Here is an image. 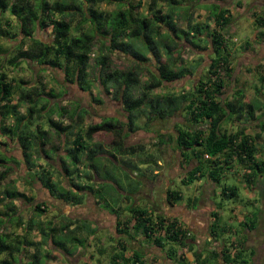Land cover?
I'll list each match as a JSON object with an SVG mask.
<instances>
[{
  "label": "trees",
  "instance_id": "1",
  "mask_svg": "<svg viewBox=\"0 0 264 264\" xmlns=\"http://www.w3.org/2000/svg\"><path fill=\"white\" fill-rule=\"evenodd\" d=\"M28 1L0 0V19L8 11L15 18L19 33L30 44L24 50L17 46L8 64L17 66L22 62H30L59 71L65 83L74 84L80 91L90 88L87 75L88 67L92 65L96 68V88L99 92L111 94L120 103L123 112V120L106 116L98 123L82 129L80 124L83 114L87 112L85 109L75 106L69 111L56 102L51 105L50 99L55 97L54 90L45 88L41 83L38 87L22 84L14 87V81L8 80L7 75L0 71V135L18 145L27 173L30 172L29 165H32L29 161L31 154L43 161V165L38 166L39 170L32 171L28 178L34 177L51 198L73 206L80 205L86 194L101 195L100 189L104 183L93 188L91 182L98 177V160L118 163V157H125V160L120 159V163L129 168L134 167L131 157L135 156L142 162L139 155L143 153L144 147L142 144L125 145V137L138 129L148 130L154 121L165 122L173 114L183 112L181 118L185 123L181 128L177 129L178 125L175 127L172 137L165 135L164 131L154 134L155 147L171 141L173 150L179 154L180 163L185 166L190 162V165L193 164L180 183L189 185L203 179L215 189L218 188L220 198L234 199L237 188L223 184L225 175L233 173L234 177H240L246 188H256L264 199V137L262 139L261 135L264 133V122L255 114L260 110V103L246 101L239 89L233 90L229 97L223 93L231 78L227 73L232 72L231 58L225 46V41L229 39L225 28L230 23L227 8L210 2L209 14L203 22H197L191 16L190 5H185L182 0H148L145 6L141 0L134 4L132 0H70L67 6L56 1L48 3V0H35L34 5H30ZM206 1L209 0H196ZM102 2L115 4V10L108 14L96 11L94 6ZM259 11L252 20L253 26L258 28V34L254 37H264V3ZM76 15L81 22L89 25V32L77 26L79 34L70 33V23ZM181 15L185 20L184 28L175 23ZM209 23L213 25L212 28ZM45 25L51 29L48 43L34 39L31 35L34 27ZM97 43L96 55L90 64V55ZM207 46L209 54L214 56H207L208 64L190 88L177 93L154 92L163 83H173L192 75L195 66H184L185 60L180 54L182 48L206 50ZM113 53L129 58L132 66L124 70L113 67ZM151 61L154 62L153 70L147 67V64L152 65ZM142 73L147 74V79L140 84ZM258 73L259 87L253 88L256 95L264 88V73ZM136 88L139 91L134 95L133 90ZM24 106V112H20L19 109ZM55 113L59 119H53ZM64 117L66 124L62 123ZM140 117L143 118L141 128L136 125ZM9 120L10 123L6 124ZM46 127L58 138L57 146L49 142ZM251 128L253 132L248 131ZM98 132L109 134L111 140L104 145L93 142L92 135ZM259 139L263 140L260 146ZM2 145L6 144L3 142ZM59 148L61 153L58 154ZM5 159L0 153V167H3L0 171V207L4 208L0 218L16 220L18 223L15 202L31 204L34 215H40L44 212L43 202H35L33 197L17 191L13 183L10 187H2L8 174V169L3 166ZM56 160L57 167L53 165ZM49 169L57 171L66 180L67 189L51 179ZM100 179L105 181L102 177ZM137 184L130 190L131 194L136 191ZM180 198L181 194L177 190H167V203ZM246 203L250 210L243 214L238 226L249 232L255 228L260 208L253 200H247ZM118 209L112 211L117 213ZM121 211H125L128 218L122 221V229L117 232H140L154 246L160 249L166 246L168 258H175L178 264H207L218 256L223 264L247 263L240 250L243 240H232L226 244L219 240L226 228L220 226L217 210L211 213L208 236L209 243H218L220 250H210L203 258L188 243L192 238L190 231L176 220L159 215L152 218L145 209L133 205ZM76 222L64 218L62 224L52 226L48 222L49 226L43 229L41 222L30 218L25 234L35 227L39 240L30 241L24 235L10 239L8 234H0V255L4 254L11 261H16L15 255L30 247L33 253L28 264H40L39 248L50 245L69 256L71 250L68 245L71 248L81 246L85 241L77 237L75 232L81 231L86 235L93 232L89 224ZM176 248H186L191 253V260L188 261L182 252L177 255ZM124 251L119 252L116 264H144L136 252L125 257ZM114 258L111 259L112 263L115 262ZM0 264L11 263L3 259Z\"/></svg>",
  "mask_w": 264,
  "mask_h": 264
},
{
  "label": "rangeland",
  "instance_id": "2",
  "mask_svg": "<svg viewBox=\"0 0 264 264\" xmlns=\"http://www.w3.org/2000/svg\"><path fill=\"white\" fill-rule=\"evenodd\" d=\"M54 1L60 4L65 3V6L69 5L70 2V0H48V3H52ZM136 1L137 0H132L133 4ZM182 1L185 5H190L191 16L197 22H203L204 18L209 14L208 5L210 2L219 4L220 7H225L230 12V23L225 28L229 39L228 41H225V46L228 50L230 56L229 58H231L230 65L232 72L230 74L227 73L231 78L228 81V84L224 87L223 93L225 97H229L233 90L239 89L244 93L246 101H258L260 103V110L255 114L260 118V120L264 122V88L260 89V93L258 95L254 94L253 92L254 87H259V83L257 81L259 74L258 72L264 73V37H254L255 34H258V28L253 26L252 21L255 17L254 14L260 13L259 9L263 5L264 0H209L206 2H196V0ZM141 2L145 6L148 3V0H141ZM28 3L30 5H34L35 0H29ZM237 3L240 4L237 5ZM83 6H85V4ZM115 8V4L104 2L98 3L94 6L96 11L105 12L107 14L114 11ZM142 9L145 8L143 7ZM0 20V71H3L7 75L8 80L12 79L14 81V87L20 86V84L26 87L36 85L38 87L39 83H41L45 86V88H51L54 90L55 94V97L50 99L51 105L56 102L59 106H64V108L69 111L75 106L87 111L82 116V122L80 124L82 129L91 124L99 122L101 118L106 116H114L120 120H123V112L121 110L120 103L116 101L111 94H104L99 92V90L96 88L94 79L96 75V68H94L92 65L88 67L87 77L90 87L88 91H80L74 84L65 83L63 79L64 77L59 71H52L45 66H38L30 62H22L17 66L9 65L7 61L15 54V48L20 46V48L24 50L28 48L30 44L28 43V40L23 39L22 34L19 33V28L15 18L11 16L8 11H5L1 15ZM175 23L178 27H185V20L182 18V15L176 20ZM77 26H79V29L87 31L90 28L87 23L81 22L78 15H76L70 23V33L72 35L79 34V31H76ZM209 26L211 28L213 27L211 23H209ZM50 34V26L46 27L45 25L41 27H34L31 35L34 39H38L43 43H48L50 42ZM182 43L183 42H181V44ZM97 48L98 43L93 47L94 51H92V55H90V64L96 55ZM252 52H257L260 54V56H258V60H252L254 57L251 56ZM209 53L210 49L208 46L206 47V50L182 48L180 54L185 60L184 66L187 68H193L195 66L192 75L184 76L182 79L173 83H163L162 86L158 89H155L154 92L161 94H163L162 92L177 93L190 88V85H192V83L202 75L201 72L208 64L207 56H214V54ZM111 57L113 67L124 70L132 66L131 60L125 56L113 53ZM198 59H200V61ZM153 66L154 62H152V65L147 64V67L151 70H153ZM139 79L140 84H142L147 79V74L142 73ZM138 91V88L133 90L134 95H137ZM24 108L25 106L21 107L19 109L20 112H24ZM181 116H183V112H177L165 122H152L146 131L138 129L134 133L127 135L125 144L129 145L130 143L137 142L142 144L144 147L143 153L139 155L142 162L138 161L135 156L131 157L132 162L135 164L134 167L129 168L120 163V159L125 160V157H118V163H113L110 162V160L106 161L103 159H101L99 162L98 160V163L100 164L98 177L105 179V181H103L104 184H102V188L100 189L101 195H98L97 193H93L94 195L92 194V198L98 202V209L113 214V207L118 206L125 208L126 206L133 205L134 207H139L145 209L146 211H150L148 210L150 208H161L159 199L160 190H158V186L150 185L153 188H149L143 183L142 179H139V177L150 179L147 181L152 183V171L156 170L157 168H161L160 175L162 177H160L161 182L159 184L162 186L163 178L168 177L167 174H169L166 170L168 166H170L169 172L171 173L169 176L173 175V179L168 181L170 183L168 186L169 189L178 190L185 197H192L196 195L195 201L198 208L202 206L203 209V207H207L209 205V203L206 202V192L210 193V184L206 186V188H204L203 185L196 186L193 191L194 187L192 184L188 186L182 185L179 179L174 177V175H181L183 171L177 164L178 153L176 150H173V143L170 141V143L163 144L159 147L154 146L155 132L164 131L165 135H170L172 137L174 135L173 133L175 127L178 125L177 129L181 128V126L185 123ZM52 117L54 120L60 118L56 113ZM62 121L63 124H66L65 117L62 118ZM142 121V117L138 118L136 121V125L139 128L142 127ZM8 123H10V120L6 121V124ZM46 129L48 131L47 137L49 142L57 146L58 138L54 137V134L50 129L47 127ZM248 131H252V128L250 130L248 129ZM261 135L263 139L264 133ZM104 139L105 138H102L100 140L101 144ZM262 139L258 140L259 146L263 142ZM3 142L6 145H2ZM60 149L61 148L57 150L58 154L61 153ZM0 153L5 156L6 159L3 166L8 169V174L2 182V187H10L13 183V186L17 191L23 192L27 196L33 197L35 202H44V212L36 216L32 211L31 204L28 205L15 202V206L17 208L16 218H18L19 221L17 223L16 220L9 221L8 219L1 217L0 234H8L10 239H16L17 237L24 235L30 241H38L39 235L35 227L25 234V227L27 225V221L30 218L37 222H41L43 229L49 226L48 222H50L52 226H58L62 224L64 222V214H66V216L69 218H88L86 215L88 211L87 209L84 211L83 208L88 207L90 203L89 201L87 202L86 207H75L73 212L68 211V209L64 207L63 203L51 198L47 191L41 187L40 183L34 177L28 178V174L30 176L32 171L35 172L39 170L38 166L41 167L43 165L42 160L36 159L35 156L31 154L29 161L32 162L30 163L32 165H29L30 172L27 173L25 162L23 157H21L18 145L14 141L6 139L1 135ZM152 160L154 163H144L145 161ZM53 165L57 167V160L55 163H53ZM2 169L3 167H0V171ZM148 170H150L151 174L148 173ZM49 171L52 173L51 179L54 182L58 181L62 188H68L66 180H64L63 177L57 173V171L55 172L54 170L50 169ZM201 180L203 181V179ZM26 181L28 183H25ZM80 181L83 182V179ZM136 182H138L136 185L137 189L135 192H133V194H131L130 190L133 188ZM223 184L234 185L237 188V193L234 199H223L220 198L218 194L216 196L210 197L209 201L221 209L219 219L220 226H223L226 228V230L231 229L230 232H226L224 229L219 240L225 244L232 240H237L239 242L243 240V242H241L242 245L240 250L242 252V258L247 261L246 264H264V199L261 198L259 191H257L256 188L252 190L246 188L245 184L241 182L240 177H234V180L224 179ZM201 190L202 194L200 193ZM216 190H218V188ZM192 193L193 195H191ZM126 195H128V197H126ZM247 200H253L256 206L260 208L256 215L255 228L249 232L244 231L238 226V221L242 219L243 214H247V212L250 210L248 203H246ZM83 202H85V198H83L82 203ZM231 206H233V208ZM230 209H232L234 212L231 213ZM2 210H4L3 206L2 208L0 207V213ZM229 213L230 219L234 215V221H230L228 218ZM84 222L89 224V227L92 226L90 221L80 220L76 223L83 225ZM92 228V237H95L93 240L94 242L99 236H106V233L103 229H97L95 227ZM75 235L85 239L84 242H87L88 240L87 235L81 231H76ZM109 243L110 240L106 239L105 242L100 245L102 247H107ZM82 246L86 248L85 245ZM79 248L82 247L80 245H75L71 248L70 245L69 250H71V255L66 256L55 250L50 245L41 246L39 248V253L41 254L40 264H66V260L70 261L69 264H74L73 255L77 254L79 257H81L86 254V250L84 248H82L81 251H76ZM204 251H206V248L203 247L202 252L204 253ZM32 253L33 249L26 247L19 255H15L17 258L16 261H11L4 254L0 255V261L3 259H8L11 264H28L32 260ZM93 254L97 256V252H94ZM108 256L109 254L106 253V256L102 257V259L104 261H108ZM207 264L223 263L220 259H216L215 261H209Z\"/></svg>",
  "mask_w": 264,
  "mask_h": 264
},
{
  "label": "crops",
  "instance_id": "3",
  "mask_svg": "<svg viewBox=\"0 0 264 264\" xmlns=\"http://www.w3.org/2000/svg\"><path fill=\"white\" fill-rule=\"evenodd\" d=\"M228 14L230 16L229 11H228ZM251 56H254L252 60H255V59L258 60V56H260V54L257 52H252ZM162 93H165V92H162ZM102 138H105L104 141L102 142L103 145L105 142H109L111 140V136L109 134H104L103 132H98L92 135L93 142L101 143L100 140ZM126 140H127V136L124 139V143H126ZM134 144L136 143H130L129 145H134ZM177 164H179V168L185 167V164L183 163L181 164L180 161H177ZM150 170H148L149 171L148 173H150ZM160 172H161V168H157L156 170L152 171V174L158 173V175H160ZM169 174L171 173L169 172ZM169 174H167L168 177L163 176L164 181L162 183V186L161 184L156 185L159 188L158 190H160L159 199H160L161 208H153V209L150 208L148 209L150 211H147L148 214H151L152 218L159 215L160 217H163V218L176 220L180 224L184 225L190 231L191 236H192V238L188 241V243L192 246V248L195 251L201 253L202 258L210 250L214 249L216 250V252H219L220 245H218V243L216 242L209 243L210 238L208 236L209 234L208 231L210 228L209 225L212 223L211 213L217 210L218 215L220 216L221 214L220 208L217 209L216 205L209 201L211 196H216L218 194V190H216L215 187L211 185L209 182L204 181V180L202 181L201 179L191 183L192 186L194 187L193 191L196 188V186L203 185L204 188H206V186L210 184L211 186L210 193L206 192V202H208L209 205L207 207H203V209L207 213H203L202 212L203 209L201 207L198 208L196 206V201H195L196 195L192 197H189V196L185 197L178 190L177 191L181 194L180 200L175 201V202H173L172 200H169V203H167L166 192L167 190H171L168 187L170 184L168 181L170 179L171 180L173 179V175L169 176ZM183 176H184L183 173L177 176L174 175V177H177L179 181L182 179ZM224 178L225 180H228V179L234 180V174L233 173L227 174L225 175ZM139 179H143V178L139 177ZM91 182L93 184L92 185L93 188H96L98 184H101L103 181L100 178L95 177L92 179ZM191 195H193V193ZM92 197L93 196L89 194L84 195L83 198H85V202L81 203L80 205L69 206V205L64 204V207L67 208L68 211L73 212L75 207L77 208L86 207L87 202L89 201L90 203L88 207L83 208L84 211H86V209L88 211L86 214L88 217L87 219H84L85 217H82V218H74V217L71 218L70 217L69 218L66 216V214H64V218L69 219L71 221H75V222L80 221V220L90 221L92 223V226L90 227L91 229H93L92 227H95L97 229H103L106 233V236H105L106 238L104 236H101V237L99 236L95 242L93 241L95 237L94 238L92 237L93 233L87 235L88 240L86 239L87 242L83 243V245H85L87 249L81 245V247L86 250V254L81 257H79L77 254L73 255L74 264H116V262L118 263V260H116V258L117 256H119V252H121V250L123 249L125 250L124 251L125 257L129 256L131 252H136L137 254H139L144 264H178L175 258H174L175 260L168 258V255L166 254V250H167L166 246L163 249H160L159 247L154 246L150 241L146 240L140 232L133 233L131 230H130L131 232L128 230L129 231L128 233L117 232V230L120 231L122 229V225H120L122 224V221L127 220L126 218H128L126 212L125 211L122 212L121 211L122 208L120 206L113 207V209L119 208L117 213L111 214L106 211H102L98 209V205H97L98 202H96V200ZM126 197H128V195H126ZM231 207L233 208V206ZM230 212L233 213L234 211L230 209ZM229 217H230V213H229L228 218ZM230 221H234V215L230 219ZM230 231L231 229L227 230V232H230ZM106 239H109L110 243L108 244L107 247H102L100 244H103V242H105ZM203 247L206 248V251H204V253L202 252ZM82 248H79L76 251H81ZM94 252H97V256L93 254ZM106 253L109 254L108 261H104L102 259V257L106 256ZM176 254L177 255L180 254V250H178V248H176ZM184 254L187 260L190 261L191 253L184 252ZM113 257H115L114 263H112L111 261ZM216 259H220V257L218 256ZM69 263L70 261L66 260V264H69Z\"/></svg>",
  "mask_w": 264,
  "mask_h": 264
},
{
  "label": "flooded vegetation",
  "instance_id": "4",
  "mask_svg": "<svg viewBox=\"0 0 264 264\" xmlns=\"http://www.w3.org/2000/svg\"><path fill=\"white\" fill-rule=\"evenodd\" d=\"M136 144H139V143H137V142H135ZM177 157H179L178 155H177ZM177 161H180V157L179 158H177ZM191 163V162H190ZM190 163H188L184 168H180L182 171H184L183 172V174L185 175L190 169H192V165L193 164H191L190 165ZM179 165V164H178ZM167 173H169V170H170V166H168L167 167ZM160 177H162L161 175H158V173H153V180H152V183H149L147 180H150V179H142L143 180V183L146 185V186H148L149 188H153L152 186H155V185H157V184H159L161 181V178ZM141 180V179H140ZM163 181H164V178H163ZM150 185H152V186H150ZM200 193L202 194V190L200 191ZM133 194V193H132ZM44 203V202H43ZM201 208H202V206H201ZM202 212L203 213H207L205 210H202Z\"/></svg>",
  "mask_w": 264,
  "mask_h": 264
},
{
  "label": "built area",
  "instance_id": "5",
  "mask_svg": "<svg viewBox=\"0 0 264 264\" xmlns=\"http://www.w3.org/2000/svg\"><path fill=\"white\" fill-rule=\"evenodd\" d=\"M180 252H182V253H186L187 252V250H186V248H182L181 250H180Z\"/></svg>",
  "mask_w": 264,
  "mask_h": 264
}]
</instances>
